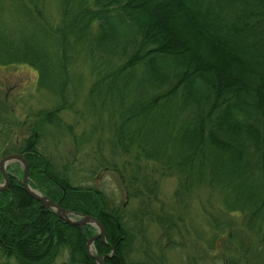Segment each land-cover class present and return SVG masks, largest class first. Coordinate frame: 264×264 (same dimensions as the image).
Instances as JSON below:
<instances>
[{
  "label": "trees",
  "instance_id": "obj_1",
  "mask_svg": "<svg viewBox=\"0 0 264 264\" xmlns=\"http://www.w3.org/2000/svg\"><path fill=\"white\" fill-rule=\"evenodd\" d=\"M59 2L62 16L53 27L42 15L43 0H0V23L5 9L15 18L6 36L0 27V63L27 64L40 85L55 90L57 75L63 77L58 86L66 85L71 52L80 44L100 74L88 90L89 104L109 105V119L118 115V123H107L111 148L135 150V159L161 166V177L176 180L175 198L192 188H217L232 211L250 206L249 215L264 217V0ZM116 55L120 60L113 65ZM55 92L65 103V89ZM61 107L39 113L45 118ZM4 124L0 134L6 137ZM36 132L34 126L12 142L26 161L28 183L61 208L97 218L108 243L93 241L102 264H156L134 258L141 246L133 248L134 235L144 227L135 228L124 207L118 211L100 191L92 195L70 183L72 174L57 172L37 150ZM6 173L0 251L19 264H49L59 250L67 254L65 264H95L84 251L90 227L56 217ZM155 187L140 195L156 196ZM156 219L168 241L172 220Z\"/></svg>",
  "mask_w": 264,
  "mask_h": 264
},
{
  "label": "rangeland",
  "instance_id": "obj_2",
  "mask_svg": "<svg viewBox=\"0 0 264 264\" xmlns=\"http://www.w3.org/2000/svg\"><path fill=\"white\" fill-rule=\"evenodd\" d=\"M41 12L53 27L60 24L59 0H43ZM1 18L0 27L4 28L6 36L7 28L13 29L14 16L5 9ZM73 49L66 67V87L58 86L63 80L60 75H57L58 83H54L55 90L65 89V103L60 92L55 94V90L38 83V73L33 67L23 63H0V122L3 120L10 129L6 137L0 134V158L8 154L22 156L12 148L13 139H22L35 126L36 148L57 172L72 174L74 180L71 181L73 176L70 175V183L89 188L92 195L99 196L100 191L103 199L118 211L124 207L135 228L144 227V233L134 235L132 246L136 248L141 244L139 250L146 252L138 251L134 258L145 262L156 260V264H264V217L249 215L250 206L232 211L225 200L220 199L217 188L211 191L206 186L192 188L188 195L175 198L176 180L167 175L161 177V166L135 159V150L124 154L118 147L109 146L108 140L112 139L113 133L109 132L107 123L108 120L118 123V115L115 113L109 119V105L89 104L88 90L100 74L80 44L74 45ZM111 60L115 65L120 59L116 55ZM59 104L62 107L54 115L45 118L40 115V111L51 110ZM21 169L17 160L7 163L4 168L19 183ZM134 175L138 178L128 183L127 180ZM2 181L0 174V184ZM154 183L156 196L150 193V199H146L140 195L146 191L145 187ZM28 185L44 195L37 187ZM129 193H135V196ZM139 210L144 214L139 216ZM157 216H168L174 224L168 241L157 223ZM88 227L91 234L97 232L95 224L90 223ZM89 246L90 252L95 253L93 242ZM112 252L110 249L106 255ZM65 262L66 252L59 250L49 264ZM0 264L19 262L0 251Z\"/></svg>",
  "mask_w": 264,
  "mask_h": 264
},
{
  "label": "water",
  "instance_id": "obj_3",
  "mask_svg": "<svg viewBox=\"0 0 264 264\" xmlns=\"http://www.w3.org/2000/svg\"><path fill=\"white\" fill-rule=\"evenodd\" d=\"M16 160L19 161L22 166L20 185L32 199L38 201L44 208L51 209L54 215H56L58 218H60L66 223L77 225L79 227H82L83 225H85V223L95 224V226L97 227V232L85 239L84 251L89 257H91L96 262V264H102L103 255L98 256L95 253L90 252L89 246L97 238H100L102 241H104V231L101 223L95 217L89 215H77L69 210H65L61 208L57 202H53L45 195H42L36 190L31 189L27 183V165L20 154H8L0 158V174L3 178V181L0 184V191L6 189L8 185V175L4 170L5 165L9 162ZM73 216H78V218L74 219Z\"/></svg>",
  "mask_w": 264,
  "mask_h": 264
},
{
  "label": "flooded vegetation",
  "instance_id": "obj_4",
  "mask_svg": "<svg viewBox=\"0 0 264 264\" xmlns=\"http://www.w3.org/2000/svg\"><path fill=\"white\" fill-rule=\"evenodd\" d=\"M46 209H49V208H46ZM50 211H52L51 209H49ZM56 216V215H55ZM57 217V216H56ZM89 223H85V225H88Z\"/></svg>",
  "mask_w": 264,
  "mask_h": 264
}]
</instances>
